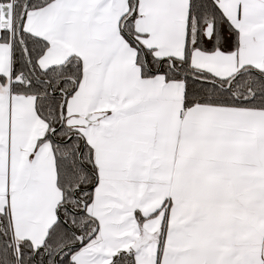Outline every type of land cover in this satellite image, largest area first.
Wrapping results in <instances>:
<instances>
[{
  "label": "snow or ice",
  "instance_id": "obj_1",
  "mask_svg": "<svg viewBox=\"0 0 264 264\" xmlns=\"http://www.w3.org/2000/svg\"><path fill=\"white\" fill-rule=\"evenodd\" d=\"M0 264H264V0H0Z\"/></svg>",
  "mask_w": 264,
  "mask_h": 264
}]
</instances>
